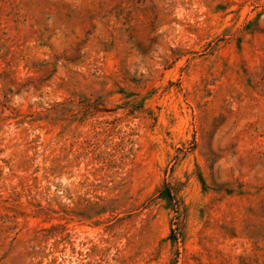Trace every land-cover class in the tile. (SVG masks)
<instances>
[{"label": "rangeland", "instance_id": "1", "mask_svg": "<svg viewBox=\"0 0 264 264\" xmlns=\"http://www.w3.org/2000/svg\"><path fill=\"white\" fill-rule=\"evenodd\" d=\"M0 264H264V0H0Z\"/></svg>", "mask_w": 264, "mask_h": 264}]
</instances>
